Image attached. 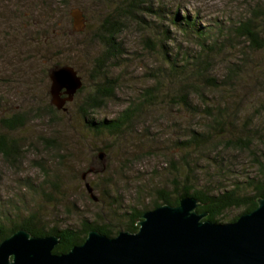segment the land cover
I'll return each mask as SVG.
<instances>
[{
    "label": "trees",
    "instance_id": "16d2710c",
    "mask_svg": "<svg viewBox=\"0 0 264 264\" xmlns=\"http://www.w3.org/2000/svg\"><path fill=\"white\" fill-rule=\"evenodd\" d=\"M95 1L107 8L108 15L96 20L93 26L92 17L84 8L85 29L76 36L87 37L89 47L98 46L100 51L89 62V79H83V87L72 104L78 107L77 116L85 131L108 142L94 151L98 158L103 153V159L108 161L122 149L120 141L129 135L140 116H179L180 120L173 119L174 123L167 125L172 136H176L167 147L168 179L152 188L148 205L123 211L119 198L111 195L115 192L108 190L113 183V179L106 177L111 165L98 170L90 164L93 167L81 172L80 183L85 187L82 174L95 169L88 177H102L101 182L91 184L88 177L86 181L94 194L101 191V196L95 194L98 201H93L85 187V198L96 207L101 206L103 193L112 201L96 212L92 220L82 213L73 225L52 224L49 218L52 216L45 212L43 200L54 201L62 208L69 199V189L63 190L62 167L65 166L64 155H61L66 152L63 147L66 143L56 131L66 112L58 110L51 102H41L35 107L0 113V157L7 165L20 166L25 154L38 146L43 148L41 154L57 158L59 163L58 167H52L39 160L37 167L43 171V183L36 185L27 179L20 184L24 187L20 188L22 192L12 194L6 203L0 201V244L25 230L34 237H58L59 244L53 253L66 254L84 244L92 231L109 238L121 231L136 233L146 212L163 205L178 206L184 198H195L199 204L197 212L207 214L205 220L213 223L235 222L253 212L259 200L264 199V154L258 151L264 147V121L255 124L252 118H246L241 122L240 116L245 111L243 101L248 91L259 95L264 102V0H257L249 15L237 22L232 19L206 22L199 11L188 12L175 0H167L166 4L160 0L156 6L150 0ZM51 8L48 6L46 12ZM129 22L141 31V53L134 52L133 58L145 56V60L152 62L144 74L147 83L132 89L134 95L117 116L96 119L100 110L119 99L122 81L127 78L124 71L118 76L111 72L123 68L127 73L128 65L121 63L126 49L117 38L128 28ZM35 35L33 39L39 46L51 51V39H46L44 44L40 31ZM57 67L61 64L45 73L48 79ZM218 67L222 71H217ZM48 93L51 99L50 89ZM258 107L256 112L262 116L264 104ZM32 122H46L50 135H39L35 141L24 137L23 130ZM222 150L251 154L255 160L254 176H243V179L232 176L235 181L227 183L232 171L227 167L226 158L218 153ZM212 155L216 157L211 158ZM74 176L77 180L78 176ZM137 191L143 194L146 189L139 186ZM64 211L75 213L78 209L67 207ZM232 211L236 214L227 218Z\"/></svg>",
    "mask_w": 264,
    "mask_h": 264
},
{
    "label": "rangeland",
    "instance_id": "374dc122",
    "mask_svg": "<svg viewBox=\"0 0 264 264\" xmlns=\"http://www.w3.org/2000/svg\"><path fill=\"white\" fill-rule=\"evenodd\" d=\"M150 1L156 6L160 0ZM175 1L184 5L188 12L199 11L200 16L206 22L216 19H227V21L232 19L237 22L242 17L249 15L251 9L258 3L257 0ZM163 2L164 4L168 3L167 0H163ZM48 6L52 8L47 13ZM84 8L88 9L93 26L96 20L108 15L107 8L95 0H0V113L19 111L30 106L35 107L37 103L41 102L50 103L51 99L48 98L50 81L45 73L56 64H61V67H74L82 79H89V62L99 55L100 47L94 45L89 47L87 37L76 36L71 17L75 9H79L84 14L82 11ZM36 31H40L39 37L44 44L46 39H51L49 45L51 51L39 46L38 41L33 39V35H37H35ZM52 34L55 36L53 37ZM140 36L141 31L138 27L133 22H129L128 28L117 38L126 49H124L126 53L123 54L121 63L127 64L128 68L127 73L123 68L122 71L113 69L111 73L118 76L120 72L124 71L127 78L122 81L123 89L118 93L119 99L110 102L100 110L96 119H109L117 116L134 95L132 89L142 87L147 83L144 74L152 62L145 60V56L133 58L134 52L141 53ZM57 51L63 55L55 54ZM217 71H222V68L218 67ZM261 103L264 104L259 95L248 91L244 97L245 111L240 116V121L252 118L255 124L262 123L264 113L260 116L256 112ZM77 108L75 103L66 105L65 117L62 118L63 123L56 128L58 134L63 138V143H66L63 145L66 152H61V155H64L65 166L62 167L65 175L63 190L69 189L67 192L69 199L62 208H58L54 201L43 200L45 212L52 216L49 217L51 223H60L61 227L67 224L73 225L79 221L82 213H86L92 220L96 212L107 207V204L112 201L103 193L105 198L101 206L96 207L91 200L85 198L84 183H80L79 176L84 169L92 166L90 164H94V168L98 170L111 165L106 177L113 179V183L112 188H108V190L115 192L111 195L115 194L119 198L120 208L123 211L132 206L148 205L151 202L152 188L162 185L168 179L166 162L170 155L167 147L176 137L172 136L168 126L173 124L174 120H180V117L176 115L167 118L159 115H153L151 118L146 115L140 116L129 135L120 141L122 149L117 150V153L115 152L108 161L106 159L99 160L94 154L96 147L107 145L108 142L92 137L85 131L77 116ZM45 123H30L23 130V136L31 141H35L39 135L49 136L50 130L45 126ZM42 151L41 146L36 147L35 150L30 149L25 154V161L18 167L7 165L0 157L1 202L6 203L12 194L22 192L21 189L24 187L20 184L27 179L36 185L43 183V171L37 167L39 160L44 161L46 165L58 167V159L44 156L41 154ZM222 151L218 153L226 158L227 167L232 171L227 183L235 181L232 176H238L241 179L243 176H254L253 163L255 160L251 154ZM258 151L264 154V147L261 146ZM214 157L216 156H211V158ZM123 158L125 159L123 160ZM74 175L79 179L77 177L75 180ZM106 177L104 176V179ZM200 177L203 178L202 175ZM101 180L102 177L98 178L94 175L88 177L91 184L99 183ZM139 186L146 189V192L140 194L137 191ZM95 194L101 196V191H96ZM39 203H41L40 200ZM67 207H76L78 212L67 213L64 211V208ZM235 214L236 212L232 211L226 217L232 218Z\"/></svg>",
    "mask_w": 264,
    "mask_h": 264
},
{
    "label": "water",
    "instance_id": "95a60500",
    "mask_svg": "<svg viewBox=\"0 0 264 264\" xmlns=\"http://www.w3.org/2000/svg\"><path fill=\"white\" fill-rule=\"evenodd\" d=\"M73 30L81 33L86 20L79 9L71 14ZM51 104L66 111L83 87V79L71 66L57 67L49 74ZM103 159L104 154H99ZM82 174L91 199L98 201ZM195 198L178 206L163 205L146 212L136 233L121 231L109 238L98 231L84 244L66 254H54L58 237H34L20 230L0 244V264H264V199L251 213L231 223L205 220L197 212Z\"/></svg>",
    "mask_w": 264,
    "mask_h": 264
}]
</instances>
